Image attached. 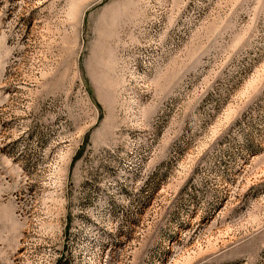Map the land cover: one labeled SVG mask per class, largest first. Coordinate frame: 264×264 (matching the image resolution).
Instances as JSON below:
<instances>
[{"label":"rangeland","instance_id":"1","mask_svg":"<svg viewBox=\"0 0 264 264\" xmlns=\"http://www.w3.org/2000/svg\"><path fill=\"white\" fill-rule=\"evenodd\" d=\"M0 264H264V0H0Z\"/></svg>","mask_w":264,"mask_h":264}]
</instances>
